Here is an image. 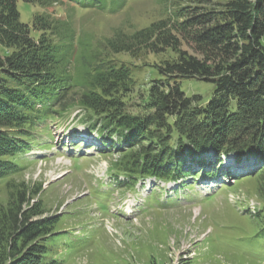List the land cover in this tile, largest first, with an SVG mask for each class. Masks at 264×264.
<instances>
[{
    "label": "trees",
    "instance_id": "1",
    "mask_svg": "<svg viewBox=\"0 0 264 264\" xmlns=\"http://www.w3.org/2000/svg\"><path fill=\"white\" fill-rule=\"evenodd\" d=\"M17 1L0 0V181L7 188L0 264H58L45 259L43 241L56 221L34 200L40 186L8 176L22 170L19 154L34 125L74 107L104 141L125 145L111 171L180 177L192 165H182L185 157L214 165L202 157L212 150L216 161L253 157L252 176L264 174V0H186L157 21L101 39L46 8L88 1L113 13L128 0H23L44 10L30 24L20 20ZM148 67L158 77L140 87L135 73ZM183 78L210 83V97L186 95Z\"/></svg>",
    "mask_w": 264,
    "mask_h": 264
},
{
    "label": "rangeland",
    "instance_id": "2",
    "mask_svg": "<svg viewBox=\"0 0 264 264\" xmlns=\"http://www.w3.org/2000/svg\"><path fill=\"white\" fill-rule=\"evenodd\" d=\"M185 3L186 0H128L122 10L109 13L95 7L80 8L66 1L54 3L46 10L58 18L70 14L83 34L101 39L109 37L116 28L131 31L157 21L172 9V4ZM17 8L20 20L28 24L35 11H44L23 0L17 1ZM183 48L190 51L184 44ZM151 58L146 59L147 62H151ZM135 75L138 85L147 87V77L154 79L158 72L148 67ZM181 88L186 95L199 94L200 101H206L212 85L183 78ZM77 111L74 107L60 118L39 124L32 133L39 142L35 145L38 147H31L22 159V170L8 177L16 183L40 186L34 200L41 202L42 216L56 221L53 231L43 241L46 261L58 264H264V200L260 198L264 185L259 186L264 184V174L252 176L257 166L241 165L249 169L245 175L252 179L229 174L196 181L201 182L200 187L192 180L187 187L146 184L138 192L145 202L144 210L141 208L137 215L127 219L114 211L124 191L136 189L133 180L127 182L129 185L111 188L101 177L118 159L117 145L105 148L97 144L90 149L85 145L73 149L78 143L72 136L78 132L88 134V120L77 118ZM94 136L95 133L89 134L87 138L95 141ZM124 146L119 144L118 149ZM224 157L233 156L224 154L221 159ZM188 158L185 157L182 165L191 163ZM215 165L210 169L223 168L220 163ZM4 180L0 181V204L7 199ZM208 192L207 196H202Z\"/></svg>",
    "mask_w": 264,
    "mask_h": 264
},
{
    "label": "bare ground",
    "instance_id": "3",
    "mask_svg": "<svg viewBox=\"0 0 264 264\" xmlns=\"http://www.w3.org/2000/svg\"><path fill=\"white\" fill-rule=\"evenodd\" d=\"M229 163H232V162H229Z\"/></svg>",
    "mask_w": 264,
    "mask_h": 264
}]
</instances>
